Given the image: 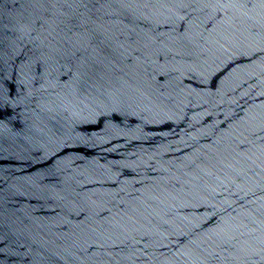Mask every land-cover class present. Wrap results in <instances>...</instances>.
<instances>
[{
  "label": "water",
  "instance_id": "1",
  "mask_svg": "<svg viewBox=\"0 0 264 264\" xmlns=\"http://www.w3.org/2000/svg\"><path fill=\"white\" fill-rule=\"evenodd\" d=\"M0 264H264V0H0Z\"/></svg>",
  "mask_w": 264,
  "mask_h": 264
}]
</instances>
